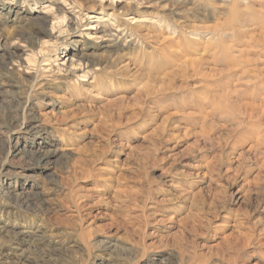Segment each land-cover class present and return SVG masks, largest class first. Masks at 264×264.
Wrapping results in <instances>:
<instances>
[{
    "label": "rangeland",
    "instance_id": "obj_1",
    "mask_svg": "<svg viewBox=\"0 0 264 264\" xmlns=\"http://www.w3.org/2000/svg\"><path fill=\"white\" fill-rule=\"evenodd\" d=\"M263 27L264 0H0V264H264Z\"/></svg>",
    "mask_w": 264,
    "mask_h": 264
},
{
    "label": "bare ground",
    "instance_id": "obj_2",
    "mask_svg": "<svg viewBox=\"0 0 264 264\" xmlns=\"http://www.w3.org/2000/svg\"><path fill=\"white\" fill-rule=\"evenodd\" d=\"M59 20H61V18L59 17ZM58 20V21H59ZM54 21H56V22H54ZM53 22H52V28H53V30L55 29V25H58L59 23L60 24H65L66 23V20H65V18H62V20L61 21H59V23H57V20H54ZM94 28L95 27H89V29L88 30H94ZM207 28H210V27H207ZM206 28V29H207ZM264 28V27H263ZM206 29H204V30H206ZM209 30V31H208ZM207 30V33H209L210 32V29H208ZM211 31H212V29H211ZM259 31H262V30H259ZM194 32V31H193ZM206 32V31H205ZM213 32V31H212ZM211 33V32H210ZM259 33V32H258ZM257 33V34H258ZM260 35H262V33H259ZM203 35V34H202ZM263 36H264V29H263ZM257 37V36H256ZM258 38H259V36H258ZM160 38L158 37V40H159ZM167 39V38H166ZM165 41L166 40H164V43H165ZM261 42H263V41H261ZM162 43V42H161ZM243 43H244V41H243ZM167 44H170V46H173L174 44H173V40H168V42H167ZM179 44V43H178ZM242 43H240V45H241ZM239 45V46H240ZM244 45V44H243ZM246 45V44H245ZM244 47V46H243ZM229 49V47L227 48V50ZM229 51V50H228ZM196 53L198 52V54L200 55V57L197 59V60H193V59H186L185 61L184 60H182V66H183V68H182V74L181 73H179L180 75H182V77L183 76H187L188 75V70H192V71H194L195 73H201V70H203L204 68H205V66H210L211 64V61L210 60H207V58L205 57V56H203V55H201L199 52V50H196L195 51ZM194 52V53H195ZM191 54V53H190ZM230 54V53H229ZM235 54V53H234ZM226 55H227V53H226ZM184 57L182 56V59H183ZM228 58V57H227ZM181 61V60H180ZM231 62H232V60H230ZM171 62V61H170ZM230 62V63H231ZM118 63H120V62H118ZM67 64H69V66L71 65V67H72V69H73V67H74V61H73V59L71 58V57H69V58H67V60L64 62V65H67ZM174 64H176V63H174ZM173 64V65H174ZM173 65H171V67L173 66ZM125 66V65H124ZM129 66V65H128ZM208 66V67H209ZM76 67V66H75ZM123 67V66H122ZM126 67V66H125ZM124 67V68H125ZM170 67V66H169ZM174 67H176V66H174ZM81 65H78V67L77 68H74V69H77V70H79V71H81ZM124 68H123V70H124ZM168 68V67H167ZM207 68V67H206ZM214 68V67H213ZM212 68V69H213ZM122 69V68H121ZM210 69V68H209ZM212 69H210V70H212ZM126 70V69H125ZM165 70H166V72L168 71L166 68H165ZM171 71H172V69H170ZM176 70V69H175ZM262 71H263V69H262ZM165 72V71H164ZM229 72V71H228ZM233 72H235L234 70H233ZM233 72H230L231 74H233ZM170 72H168V74H169ZM176 73V72H175ZM165 74H167V73H165ZM167 74V75H168ZM172 74V73H171ZM173 75V74H172ZM171 75V76H172ZM180 75H179V77H180ZM225 75V74H224ZM227 75H229V73H227ZM164 75L162 74V76L161 77H163ZM171 76H168V77H171ZM203 76H205V75H203ZM234 76V75H233ZM165 77H167V76H164V78L163 79H165ZM172 77H176V75L174 76H172ZM178 77V76H177ZM176 77V78H177ZM239 77V76H238ZM242 77V76H241ZM175 78V79H176ZM243 78V77H242ZM241 78V79H242ZM166 79H169V78H166ZM165 79V80H166ZM239 79V78H238ZM154 80V79H153ZM160 80H161V78H160ZM170 80H173V79H171L170 78ZM159 81V80H158ZM163 81V80H162ZM162 81L160 82V83H162ZM169 81V80H168ZM156 82V81H155ZM172 82H174V81H172ZM241 82H239V84H240ZM230 84L231 83H228V85L230 86ZM165 85V84H164ZM237 86V85H236ZM239 86V85H238ZM243 86V85H242ZM232 87H233V85H232ZM153 88H154V86H153ZM147 89V91L148 92H151L150 91V89L149 88H146ZM162 89H165V88H163V85H162ZM161 91V90H160ZM231 91V90H230ZM163 92V91H162ZM234 92H236V91H234ZM232 94V93H231ZM235 94V93H234ZM141 95V94H140ZM226 95V94H225ZM228 95V94H227ZM263 95V94H262ZM218 96V95H217ZM99 97V96H98ZM161 97V96H160ZM264 97V96H263ZM230 98H231V95H230ZM232 98H234V97H232ZM232 98H231V100H232ZM245 98V97H244ZM259 98H260V96H259ZM262 98V97H261ZM239 100V99H238ZM258 100V99H257ZM206 101V100H205ZM241 101H242V99H241ZM208 103V102H207ZM239 103V102H238ZM237 103V104H238ZM241 103V102H240ZM209 104H211V103H209ZM208 104V105H209ZM245 104V103H244ZM207 105V104H206ZM240 105V104H239ZM244 106V105H243ZM209 107V106H208ZM207 107V108H208ZM240 107V106H239ZM238 107V108H239ZM243 108H245V107H243ZM203 109V108H202ZM206 109V108H205ZM204 110V109H203ZM245 113H244V117H243V119H244V122H246V125H247V128L251 131V133H250V138H252V139H257L258 140V143L259 144H261V147H262V143L264 142L263 140H264V131L261 129L262 128V126H264V110L263 109H260V108H258V107H256V106H254L253 104H246V111H244ZM184 113H185V111H184ZM191 114V113H190ZM187 115V114H186ZM192 115V114H191ZM183 117L185 116V115H182ZM187 116H189V115H187ZM186 117V116H185ZM257 142V141H256ZM258 143H256V144H258ZM256 144H255V146H256ZM255 148H259V145L257 146V147H255ZM254 149V148H253ZM255 150V149H254ZM257 150V149H256ZM261 154H262V152H261ZM46 159V158H45ZM262 165V164H261ZM260 166V165H259ZM261 175V174H260Z\"/></svg>",
    "mask_w": 264,
    "mask_h": 264
}]
</instances>
